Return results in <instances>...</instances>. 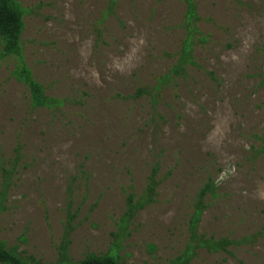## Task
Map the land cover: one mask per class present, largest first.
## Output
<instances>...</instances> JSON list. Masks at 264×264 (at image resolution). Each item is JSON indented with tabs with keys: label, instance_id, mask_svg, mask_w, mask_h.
<instances>
[{
	"label": "rangeland",
	"instance_id": "rangeland-1",
	"mask_svg": "<svg viewBox=\"0 0 264 264\" xmlns=\"http://www.w3.org/2000/svg\"><path fill=\"white\" fill-rule=\"evenodd\" d=\"M17 1L25 61L65 104L33 109L11 75L18 55L0 58V242L50 263L68 233L71 261L116 249L127 264H170L193 233L204 244L184 264H264V0H192L190 29L186 0ZM187 34L194 66L154 118L131 94Z\"/></svg>",
	"mask_w": 264,
	"mask_h": 264
},
{
	"label": "trees",
	"instance_id": "trees-1",
	"mask_svg": "<svg viewBox=\"0 0 264 264\" xmlns=\"http://www.w3.org/2000/svg\"><path fill=\"white\" fill-rule=\"evenodd\" d=\"M187 9L185 14V26L187 29L192 28L195 14L194 5L192 0H186ZM24 9L19 4L17 0H0V58L10 54H16L19 57V62L12 69L11 75L18 81L23 83L30 96V105L33 109L35 108H48L54 111H61V108L65 104L64 99H58L49 96L44 86L34 77L29 68L27 62L24 58L23 44H22V34L24 30ZM202 40V38H199ZM198 39V40H199ZM196 41V35L187 34L186 39L181 45L178 52L175 54V60L164 73H161L158 78L153 82H141L131 94L132 98H144L147 103L151 106L152 114L154 118L163 117L158 110V101L163 94L164 89L168 83H174L173 86L176 87V83L182 78L189 75V71L194 66V43ZM176 93V92H175ZM177 94V93H176ZM164 118V117H163ZM15 159L10 161L14 163ZM7 168V167H5ZM7 169H4V173ZM157 173V166L151 170V175L149 176V181L147 184V192H152L154 190L153 184L156 183L155 175ZM213 182L209 180L206 181L199 189L196 200L194 202V211L191 215V225L195 227L196 223L199 221L201 212L205 208L204 196L206 192H212ZM4 198L5 193L0 192V213L4 209ZM131 201V197L129 198ZM130 216V211H128V216L123 218V225L128 221ZM247 240V238H243ZM196 240V241H195ZM193 241H195L193 243ZM233 241L226 238H220L214 243L215 248L226 250V246L232 244ZM69 244L68 233L65 235L64 239L58 246V258L55 262L43 263L33 260H27L23 258L16 250L15 247H7L0 242V264H127L121 261L119 255L116 253V249L113 251H108L105 253L95 254L88 253L83 258L77 261H71L67 257V246ZM204 241L196 239L195 234H191V242L187 243L184 250V254L180 255L176 259L172 260L170 264H184L188 261V256L192 254L196 246L203 245ZM116 247H119V241L115 243Z\"/></svg>",
	"mask_w": 264,
	"mask_h": 264
}]
</instances>
